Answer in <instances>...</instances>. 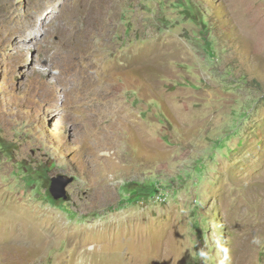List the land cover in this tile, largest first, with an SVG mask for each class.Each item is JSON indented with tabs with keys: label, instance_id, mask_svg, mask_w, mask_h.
<instances>
[{
	"label": "rangeland",
	"instance_id": "374dc122",
	"mask_svg": "<svg viewBox=\"0 0 264 264\" xmlns=\"http://www.w3.org/2000/svg\"><path fill=\"white\" fill-rule=\"evenodd\" d=\"M107 254L264 264V0H0V264Z\"/></svg>",
	"mask_w": 264,
	"mask_h": 264
},
{
	"label": "water",
	"instance_id": "95a60500",
	"mask_svg": "<svg viewBox=\"0 0 264 264\" xmlns=\"http://www.w3.org/2000/svg\"><path fill=\"white\" fill-rule=\"evenodd\" d=\"M72 181L70 178H62L61 176L52 177L50 179L49 193L51 197L57 200H65L66 195V186Z\"/></svg>",
	"mask_w": 264,
	"mask_h": 264
},
{
	"label": "bare ground",
	"instance_id": "6f19581e",
	"mask_svg": "<svg viewBox=\"0 0 264 264\" xmlns=\"http://www.w3.org/2000/svg\"><path fill=\"white\" fill-rule=\"evenodd\" d=\"M97 1H99V0H97ZM110 224V223H109ZM96 227V226H95ZM117 227V226H116ZM97 229V228H96ZM117 229V228H116ZM107 230V229H106ZM110 244V243H109ZM108 256H109V262H111L112 261V263H110V264H116V262H118V257L117 256H112L111 254H107ZM117 258V259H116ZM122 261L123 260H121L120 261V263H118V264H122Z\"/></svg>",
	"mask_w": 264,
	"mask_h": 264
}]
</instances>
